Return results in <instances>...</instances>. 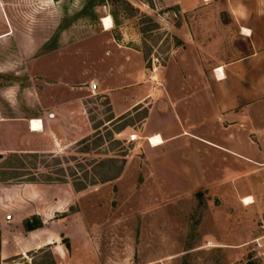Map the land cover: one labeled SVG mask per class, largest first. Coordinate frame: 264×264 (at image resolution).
I'll return each instance as SVG.
<instances>
[{
    "label": "rangeland",
    "instance_id": "obj_1",
    "mask_svg": "<svg viewBox=\"0 0 264 264\" xmlns=\"http://www.w3.org/2000/svg\"><path fill=\"white\" fill-rule=\"evenodd\" d=\"M177 2L0 0V123L12 130L5 142L0 125L3 264H264V134L244 132L243 122H235L240 131L223 132L221 118L223 149L211 164L202 155L198 163L192 156L174 155L169 179L145 177L134 168L147 154L141 128L145 112L154 109L164 116L171 109L179 116L193 59L212 63L210 53H185L179 32L183 25L185 30L208 25L210 36L215 24L202 20L214 10L194 5L182 12ZM219 34L225 37L222 48L233 51L221 53V60L242 55L234 48L240 43L235 46L233 38ZM122 71L134 76L125 86L138 87L150 98L137 114L103 128L110 117L107 99L93 95L92 85H110ZM85 87L91 95L83 100L86 119L101 137L58 155L21 153L26 139L17 124L48 119L60 96H73L68 89L80 93ZM252 124L264 126V121L258 117ZM63 125L61 138H70V128ZM122 128L127 139L111 140L107 131ZM130 135L135 142H127ZM128 157L135 161L130 177L100 183ZM83 186L86 191L75 190ZM247 198L249 205L243 202ZM33 218L40 228L25 230L24 221Z\"/></svg>",
    "mask_w": 264,
    "mask_h": 264
},
{
    "label": "crops",
    "instance_id": "obj_2",
    "mask_svg": "<svg viewBox=\"0 0 264 264\" xmlns=\"http://www.w3.org/2000/svg\"><path fill=\"white\" fill-rule=\"evenodd\" d=\"M177 4L182 12L188 11V8L194 5L211 6L214 10L210 19L203 17L202 20L215 24L211 26L210 36L208 25H203L199 29L200 26L197 24L195 30H185L183 25L179 32L185 53L195 55L210 53L212 63L206 66L193 59L191 76L185 79L187 88L183 89V98L181 97L180 101L183 107L179 111V116L176 110L171 109L167 110L164 116H159L154 109L145 112L141 125L146 135L144 139L148 142L152 138L159 137L160 144L152 141L151 144L147 143V154L142 159V164L135 166L133 158L128 157L120 177L125 175L130 177L129 170L135 166L134 168L141 171L145 177L152 173L154 177L169 179L170 173L174 172L171 164V157L174 155L180 158L192 156L197 163L201 159L200 155L204 160H209L215 156V152L218 153L223 149L218 144L221 118L225 124L223 132L240 131L236 129L235 122H238L239 126L243 122L241 127L244 132L264 134V126L257 127L256 124H252V120L257 121L258 117L261 122L264 121L262 109L264 106V0H178ZM195 18L196 21L202 19L200 16ZM107 20H104V26ZM219 32L225 33L230 39L233 38L235 46L241 44L240 47H234L242 54L241 56L227 62L220 59L221 53L233 51L222 48L225 37ZM208 36L211 37L210 41L207 40ZM115 75L110 85L99 84L97 88L96 85H92L96 89L93 95L105 96L107 99L110 117L103 124V128L119 122L122 118L126 119L137 114L142 108L144 99L150 98V95L139 94L140 88L132 87L131 84L124 85L126 82L131 83L134 76L129 79L125 77L123 71ZM63 83L64 87L68 85L66 81ZM191 87L196 88L190 89ZM71 90L68 89V92H73V96L68 98L60 96L56 112L49 115L48 119L45 116L30 119L41 122V131H31L28 122L17 124L20 129H24L23 131L21 129V133L26 139L25 143L19 145L23 148L21 153L58 155L82 140L91 138L99 131V128L90 127L86 119L83 100L91 97L90 90L87 87L80 88V93ZM189 101H193L194 104H189ZM185 103L189 105L186 106ZM62 123L70 128V138H61V131L63 129L65 131L63 128L65 125ZM0 125L5 128L3 140L9 141L12 134L11 126L5 123ZM114 136L127 139L124 130ZM30 138L36 141L35 145L29 142ZM235 140L231 139L228 142L233 143ZM247 145L252 147L250 142ZM24 147H33L34 150H24L26 149ZM210 160L209 164H211ZM5 260V249L0 247V264Z\"/></svg>",
    "mask_w": 264,
    "mask_h": 264
},
{
    "label": "trees",
    "instance_id": "obj_3",
    "mask_svg": "<svg viewBox=\"0 0 264 264\" xmlns=\"http://www.w3.org/2000/svg\"><path fill=\"white\" fill-rule=\"evenodd\" d=\"M144 116H145V114H144ZM144 116H143V118H144ZM143 118H142V119H143ZM124 119H125V118L120 119L119 122L122 121V120H124ZM115 123H118V122H115ZM124 129H125V128H122V129H120V130H118V131H115V132H114V131H107V132H108V134H109V132H110V135H112L111 140L116 141L117 143H119V141H117V140L114 139V135H115V134H119V133L122 132ZM107 130H108V129H107ZM99 136L101 137V134L99 133V131L96 132V133L93 135V137H99ZM84 140H85V141H84ZM84 140H82V141H84L83 143H89V142H90V139H89V138H86V139H84ZM26 156H32V157H35V156H37V155H33V154H32V155H26ZM106 160L109 161V162L117 161L115 158H110V159H106ZM124 164H125V160L123 159V161H122L120 167L118 168L117 172H116L111 178L105 179V180L101 181L100 183H107V182H110V181L116 180V179L120 176V174H121V172H122V170H123ZM91 185H95V183H91L90 186H91ZM75 190H76L77 192H80V191L86 190V186H83V187H81L80 189H75ZM35 220H36V223H33ZM23 226H24V229H25V230H27V231H32V230H36V229L40 228V226H41V222H39L37 218H33V219H31V220H26V221H24Z\"/></svg>",
    "mask_w": 264,
    "mask_h": 264
},
{
    "label": "bare ground",
    "instance_id": "obj_4",
    "mask_svg": "<svg viewBox=\"0 0 264 264\" xmlns=\"http://www.w3.org/2000/svg\"><path fill=\"white\" fill-rule=\"evenodd\" d=\"M104 27L107 30H109L111 28V21L109 19L107 20V22H105V26ZM30 125H31V131H33V132H37V131H41L42 130V124H41L40 121L34 120V121H32L30 123ZM151 141L153 143L160 144V138L159 137L152 138V139H150V143H151ZM243 202H244L245 205H249V204L252 203L250 198L244 199Z\"/></svg>",
    "mask_w": 264,
    "mask_h": 264
},
{
    "label": "built area",
    "instance_id": "obj_5",
    "mask_svg": "<svg viewBox=\"0 0 264 264\" xmlns=\"http://www.w3.org/2000/svg\"><path fill=\"white\" fill-rule=\"evenodd\" d=\"M135 141H136V136L135 135H130L128 140H127L128 143H133ZM148 143H150V140H148Z\"/></svg>",
    "mask_w": 264,
    "mask_h": 264
},
{
    "label": "water",
    "instance_id": "obj_6",
    "mask_svg": "<svg viewBox=\"0 0 264 264\" xmlns=\"http://www.w3.org/2000/svg\"><path fill=\"white\" fill-rule=\"evenodd\" d=\"M2 157H1V155H0V159H1Z\"/></svg>",
    "mask_w": 264,
    "mask_h": 264
}]
</instances>
